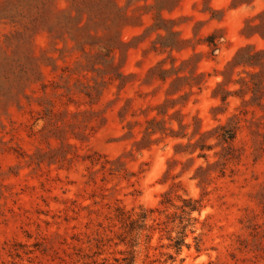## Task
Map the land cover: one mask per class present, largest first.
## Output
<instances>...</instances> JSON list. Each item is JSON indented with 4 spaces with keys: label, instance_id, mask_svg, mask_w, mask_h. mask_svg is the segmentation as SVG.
Returning a JSON list of instances; mask_svg holds the SVG:
<instances>
[{
    "label": "rangeland",
    "instance_id": "obj_1",
    "mask_svg": "<svg viewBox=\"0 0 264 264\" xmlns=\"http://www.w3.org/2000/svg\"><path fill=\"white\" fill-rule=\"evenodd\" d=\"M142 5L127 6L134 18L116 34L127 45L114 56L127 76L118 88V81L86 68L88 59L72 40L95 43L84 45V52L106 58L102 27L77 30L86 16L77 17L65 0L43 6L38 0H0V264H84L97 247L98 262L132 251L135 264H264V106H242L239 97L221 105L211 97L223 80L219 73L240 47L264 48L258 36L241 34L248 18L264 21V0H176L161 19L189 43L171 54L153 51L162 41L149 28L159 18L145 14ZM87 35L99 39L89 41ZM194 53L199 55L184 74L204 73L205 83L174 110H181L186 123L200 119L202 130L238 118L236 159L226 164L223 177L217 178V169L211 173L213 180L203 187L192 179L205 167L203 159L176 156L178 163L168 164L173 145L186 139L134 146L167 89L155 80L158 72L148 71L161 62L168 70ZM240 72L230 73L229 80ZM239 88L227 85L230 92ZM172 128L177 130L175 121ZM206 153L209 162L216 160ZM178 197L200 200L199 212L183 216ZM139 207L154 210L146 224L155 230L127 236L122 244L118 210ZM183 226L176 253L172 245Z\"/></svg>",
    "mask_w": 264,
    "mask_h": 264
},
{
    "label": "trees",
    "instance_id": "obj_2",
    "mask_svg": "<svg viewBox=\"0 0 264 264\" xmlns=\"http://www.w3.org/2000/svg\"><path fill=\"white\" fill-rule=\"evenodd\" d=\"M35 1V0H30ZM43 6L54 0H38ZM69 4V8L75 11L77 17L82 18L86 16V23L82 27L77 26V30H85L88 26L93 25L96 27H102L103 30L107 32L104 36V45L106 47L107 54L106 58L102 57L100 53L91 54L90 52H84V45L89 47H94L95 43L81 42L77 37H72V40L76 42L78 47L83 51L84 56L87 60V67L102 79L107 78L109 82L118 81V88L125 85L127 76H124L118 70V66L114 63L115 53L118 51L119 56L124 48H127L126 44L118 40L116 34L118 31L126 27L129 21L133 19L131 15L127 12V6L132 3H143L141 8L145 10V14L155 12V15L159 18V24L154 23L149 30L157 33V38L162 41L160 49H158L155 44L152 49L154 52L162 51L171 54L173 51L181 52L185 48L183 45L189 43L188 40H181L178 38V33L172 29L166 28V25L171 22L161 19L162 12L168 10L170 6L176 3V0H125V7L120 6V0H65ZM257 17L248 18L243 28L241 29V34L246 38H252L258 36L262 41H264V21L256 23ZM161 31H164L166 35H162ZM171 38V39H169ZM212 39V36L208 37ZM87 40L93 41L99 39L96 36L87 35ZM212 43V42H211ZM209 45V44H208ZM199 54L194 53L187 60L181 61L178 66L173 62L170 69H164L162 62L148 71V76H152L154 72H158L157 80L162 85H167L165 90L164 99L161 103L154 106L151 111H154L153 116H147L145 119V126L142 131V138L138 142H134V146H139L140 144H145L144 148H149L152 144L159 143L160 141L171 138V139H186L187 142H177L173 145L174 154L173 157L169 159L168 164L178 163L175 159L176 156H188L187 162H193L195 159H203L205 162V167L199 166L192 179L198 181V185L203 187L209 184L213 179L210 178L211 173L216 171L218 176L221 178L225 174L226 164L236 159L235 151L232 147L233 141L236 137V132L238 129V118L237 115H233L229 118L226 123H219L216 126L208 129L202 130L201 120L197 117H192L191 123L184 122L185 115L181 114V110H174L176 106L183 105L187 102L188 96L192 95V89L196 87L201 90V86L205 83V74H190L186 76L184 74L183 68L188 64H191ZM174 61V60H172ZM100 65L102 68H96ZM241 69V72L237 74L238 79L231 82L229 80L230 73L235 70ZM244 75L243 77L241 75ZM223 78L222 81L216 83L211 97L213 99H219L221 105H226L230 97H239L242 101V106L256 105L262 108L264 105L261 100L264 97V48L257 50L251 46L240 47L231 60H229L224 69L219 73ZM154 79V78H153ZM146 83V82H144ZM230 83L237 84L240 88L236 91H228L227 85ZM187 88V91L184 89ZM97 92V90H95ZM87 98L91 99V94L85 92L84 94ZM246 95H250L249 100H244ZM220 106L211 108V113L215 117V113L220 110ZM170 110H174L172 114H169ZM175 121L177 123V130L172 128V123ZM131 125V123H128ZM191 129L190 134H187V130ZM132 134V132H129ZM154 136H159L153 139ZM209 140H215V143L209 144ZM220 148L219 152H215V148ZM206 152H213L212 157L216 160L209 162V156ZM195 155V156H194ZM169 169L165 172L168 174ZM179 183L172 184V188H178ZM169 193H165L164 197ZM183 205L178 207L181 214L184 216H189L192 212H199L200 200H193L191 198L185 200L178 197ZM169 201V200H168ZM169 203V202H167ZM154 210L138 208V212L134 209L129 211H124L123 209L118 210V215L115 219L120 224L122 233L119 235L120 243L124 244V240L127 236H134L138 232L147 231L151 233L155 230L154 226H147L146 221L150 218ZM182 223V222H181ZM158 225V224H156ZM184 230L185 226L181 228V236L174 240L172 245L176 249V253L180 252V247L184 241ZM150 239V235H146ZM170 239V238H169ZM173 241L172 239H170ZM110 241V239H109ZM104 246V245H103ZM102 246V247H103ZM98 251L93 253L92 257H87L90 259L89 262L84 264H135L134 252L129 251L127 255H122L121 258H113L112 262L103 258L100 262L93 259L95 256L101 255V248L97 247ZM79 257V256H77ZM78 262V261H77Z\"/></svg>",
    "mask_w": 264,
    "mask_h": 264
}]
</instances>
